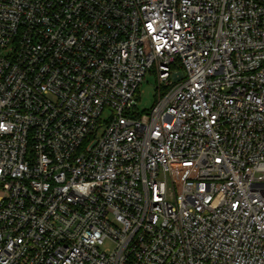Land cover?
I'll list each match as a JSON object with an SVG mask.
<instances>
[{"label":"built area","instance_id":"2783aa9c","mask_svg":"<svg viewBox=\"0 0 264 264\" xmlns=\"http://www.w3.org/2000/svg\"><path fill=\"white\" fill-rule=\"evenodd\" d=\"M0 264H264V0H0Z\"/></svg>","mask_w":264,"mask_h":264},{"label":"rangeland","instance_id":"374dc122","mask_svg":"<svg viewBox=\"0 0 264 264\" xmlns=\"http://www.w3.org/2000/svg\"><path fill=\"white\" fill-rule=\"evenodd\" d=\"M158 94V77L154 71L148 72L139 87L138 92V109L140 112H149L156 102ZM109 111L105 113V116ZM105 126L101 127L98 134L101 136ZM108 245H106L107 247Z\"/></svg>","mask_w":264,"mask_h":264}]
</instances>
